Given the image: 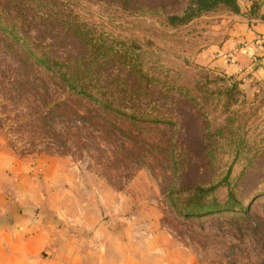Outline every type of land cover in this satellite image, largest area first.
<instances>
[{"label": "rangeland", "instance_id": "obj_1", "mask_svg": "<svg viewBox=\"0 0 264 264\" xmlns=\"http://www.w3.org/2000/svg\"><path fill=\"white\" fill-rule=\"evenodd\" d=\"M185 1H72L94 39L122 58L101 64L102 80L112 90H122V84L131 93L140 83L135 70L144 72L152 79L148 109L179 122L178 127L106 113L91 120L68 102L69 91L58 79L0 30V229L14 222L8 213L19 209L32 231V264H43L49 225L58 230L65 224L54 215L58 210L68 223H78L80 254L93 257L79 264H264V196L249 198L264 177V77L255 75L251 65L233 71L240 62L237 53L247 47L231 39L235 14L206 15L181 30L163 29L157 18L177 12ZM247 1L240 0V7ZM256 3L249 17L261 16ZM53 7L30 20L24 32L38 35L45 19L59 15L61 8ZM15 15L8 13L10 19ZM263 41L255 42L254 64L262 59ZM234 82L246 105L232 110L242 112L238 119L249 145L247 159L256 156L239 188L250 220L183 218L170 204L174 186L218 181L231 168L235 184L246 165V157L236 158L223 144L207 145L202 152L207 123L217 126L225 120L217 93ZM186 90L199 105L190 103ZM56 102L90 119L54 112ZM170 149L183 157L184 174L175 176ZM18 183L29 191L25 214L15 199ZM227 194L222 188L217 197L224 202Z\"/></svg>", "mask_w": 264, "mask_h": 264}, {"label": "trees", "instance_id": "obj_2", "mask_svg": "<svg viewBox=\"0 0 264 264\" xmlns=\"http://www.w3.org/2000/svg\"><path fill=\"white\" fill-rule=\"evenodd\" d=\"M72 1L0 0V3L4 2L2 5L6 4L11 7L10 10H7L6 7L0 5V30L9 32L11 40L25 47L28 56L34 59L38 67L43 68L48 75L58 79L69 91L68 102L76 108H82L78 109L79 111L84 109L87 114H90L91 120L94 117L95 120L101 118L106 113L125 116L131 121L146 124L178 127L179 122L164 115L155 116L148 109L152 79L144 72L135 70V75L140 83L137 90L131 93H128L129 91L122 84L118 85L122 90H112L113 86L107 85L102 80L99 71L101 64L109 60L122 61V58H119L117 52L106 46L104 41L94 39L92 33L80 22L79 14L73 10L75 4ZM239 2L240 0H186L177 12L166 13L165 16L158 17L157 20L163 29L181 30L202 16L221 13L239 15L241 14ZM27 5L30 6L26 8ZM35 6L36 9L34 10L32 7ZM53 6L61 8L59 15L45 19V28H38V35L30 37L28 32H24V29L28 27L26 24L30 20L43 13L41 11L44 8ZM12 11L17 15L10 19L8 13ZM46 12L48 14L50 11ZM39 18L41 17L39 16ZM51 24H55L54 29L49 27ZM43 32L52 34L51 36H43ZM58 35L61 36L58 37ZM133 68L135 69V67ZM184 94L191 98V104L199 105V100L190 91L186 90ZM217 94L219 103L223 107L225 120L217 126L207 123L208 128L202 142L206 143V147L209 145V148L221 144L229 147L236 158L246 157L244 159L246 165L235 184L230 181L231 168L227 175L218 181L199 182L182 187L174 186L169 193V200L172 208L186 219L232 215L234 218L248 221L251 217L250 206L245 207L239 188L240 182L242 184V181L248 176L256 156L247 159L249 145L246 144L238 119L242 112L232 110L233 107L238 105L243 107L246 103L242 101L243 94L237 82L227 86ZM85 101L93 104L94 107L90 108L88 104H85ZM53 111L69 117L78 116L81 119H90L87 116H80V112L71 109L67 103L56 102ZM94 114H97L98 117ZM7 120L9 119L7 118ZM43 121H46V117L43 118ZM206 147L202 152L208 150V147L205 149ZM15 150L20 151L16 147ZM260 153L264 155V151ZM169 155L175 176L184 174L185 165L178 150L170 149ZM222 188L228 189L227 198L224 202L217 197L218 191ZM256 195L264 196V177L261 182L254 186L249 195V198L252 197L250 200Z\"/></svg>", "mask_w": 264, "mask_h": 264}, {"label": "crops", "instance_id": "obj_3", "mask_svg": "<svg viewBox=\"0 0 264 264\" xmlns=\"http://www.w3.org/2000/svg\"><path fill=\"white\" fill-rule=\"evenodd\" d=\"M248 0L241 6V14L233 15L230 19L233 21V28L231 30V39L237 45L245 44L237 53V59L240 60L234 67L235 70L246 69L251 67L254 69V74L259 77H264V53L261 52V60L254 64L256 60L254 55L258 49L256 47V40H264V0ZM257 4L261 8V16L249 17L248 11H252L251 6ZM260 42V41H259ZM264 42V41H263ZM255 53V54H254ZM241 70V71H242ZM19 173H25L20 171ZM17 179V178H16ZM15 191V199L19 207L23 208V214L26 213L27 203L30 202L29 191L23 184L18 183L13 185ZM2 196L0 193V209ZM14 222L0 229V264H32L31 246H32V231L26 217L21 215L19 209L17 212L8 213ZM55 216L63 219L65 224L61 225V229L54 230L52 224L49 229L45 231V248L42 252V263L52 264L54 262L59 264H79L81 262H92L93 257L89 255H81L80 249V229L78 223H68L67 216H63L61 212L56 211ZM72 220V219H71ZM51 227V228H50ZM43 238V237H42ZM44 254V255H43ZM95 262V261H94Z\"/></svg>", "mask_w": 264, "mask_h": 264}]
</instances>
